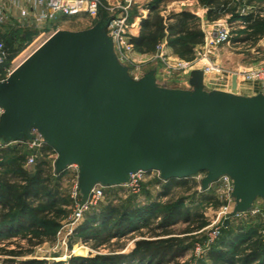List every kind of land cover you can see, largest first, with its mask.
<instances>
[{
	"label": "water",
	"instance_id": "obj_1",
	"mask_svg": "<svg viewBox=\"0 0 264 264\" xmlns=\"http://www.w3.org/2000/svg\"><path fill=\"white\" fill-rule=\"evenodd\" d=\"M189 83L203 89V73ZM155 95L163 91L152 75L133 80L118 62L105 26L86 38L55 35L0 82V137L11 138L0 142L36 131L57 154V175L78 166L83 202L95 185L121 186L138 171L165 181L233 173L250 199L264 198V97L169 108Z\"/></svg>",
	"mask_w": 264,
	"mask_h": 264
},
{
	"label": "rangeland",
	"instance_id": "obj_2",
	"mask_svg": "<svg viewBox=\"0 0 264 264\" xmlns=\"http://www.w3.org/2000/svg\"><path fill=\"white\" fill-rule=\"evenodd\" d=\"M124 1L107 0L95 18L87 15L73 17L56 16L50 21L30 27L24 24H16V21L0 25L1 40H6L12 32L20 31V44H18L20 50L14 57L13 72L55 35L86 38L97 29L103 26L106 27L110 18L122 12L121 8L125 5ZM154 1L156 0H143L142 2L137 0L135 4H132L128 9L130 15L128 24L131 18L138 13L139 16L143 14L149 15V5ZM169 4L193 10L197 8V6L191 5L187 0H163L159 7V12L165 18L171 14L167 12L168 9H165ZM252 5L257 7V13H261L264 16V0H254ZM251 6H241L239 7V12L242 14L253 12L254 10ZM220 21L228 22L231 39L228 44L211 50V57H213L210 60L211 63L219 66L223 72L213 76L205 75L206 79H209V83L211 81L213 84L210 88L197 90L190 85V75L197 69H193V66L189 65L182 67L181 63L184 61L167 50L166 42L163 50L167 59L166 64L155 57V51L149 59L140 60L135 55L138 53L132 48L129 58L134 65L127 64L123 66L127 68L129 76L136 81L152 75L155 79V86L163 91L162 96L155 95L154 98L169 108H174L180 103L192 108L203 102H221L224 98L222 95H232L239 99H247V97L238 96L235 93L233 95L229 87L228 91H223V87L220 86V79L223 76L230 77L233 73L250 71L261 65L264 62V39L259 40L254 45L236 42L233 40L234 38L244 37V35L238 34V31L245 28L243 22L239 19H233L230 14L223 16ZM197 23H199L201 29L200 21L198 20ZM215 28L208 29V32L213 31ZM15 47L17 48L18 46ZM200 53L203 55V52ZM200 58L203 57H198V59ZM97 65L102 66L103 63L97 60ZM240 79L242 80V77ZM243 82L248 83L242 80ZM228 101L230 100L227 99ZM240 101L239 105L245 106V103L242 100ZM243 121L245 122V118H243ZM30 135L34 136L32 133ZM7 137V135H3L0 138L6 141ZM8 138L10 141L11 138ZM23 141L28 140L24 139ZM28 153L25 146L20 147L18 145H12L0 151V164L6 165L9 161V168L0 167V174L6 173L9 169L8 177L11 183H24L22 182V177L13 172V166L10 162L19 154L24 155L26 158ZM54 158L55 156L50 152V149L45 146L38 154L37 159V163L43 161L47 164L49 182L44 181L43 183L48 184L49 189L55 194L57 200L56 209H60L62 212L61 217L56 221L60 223L59 227L48 231V233L52 234L53 240L48 241L45 239L41 245L31 248L32 254H27L26 250L28 251L29 248L27 243L21 240L22 234L16 237L10 235L9 238L0 237V264H6L5 261L14 259L12 256L3 254L5 251L23 253L22 256L15 258L17 259L15 261L19 263L36 259L45 261L47 264H70L69 261L73 258L92 259L101 255L128 254L134 249L135 243L139 240L154 239L157 235L162 236L161 238L164 239L170 238V236H163L166 231H171L174 234L173 237L182 239V245L186 248L176 259L180 264H211L209 254L219 249L228 251L226 243L241 234L255 233L253 239H259L260 244L264 246V198L254 197L250 199L249 193L251 190H244L241 187V181L236 174H224L216 180L210 181L207 173L202 172L187 178L174 179L172 183L167 184L169 180H162L158 172H145L140 175L137 185L106 188L97 205L89 209L79 221L73 222L74 213L77 210L76 203L71 199L75 181L70 171L59 175L55 173L54 163L56 158ZM22 168L30 175L34 172V166H27L25 161L22 163ZM48 172L44 173L43 179L47 177ZM30 201L38 204L46 203L49 199L46 197H35L31 198ZM76 201L78 202V199ZM180 201H182V210L184 212L188 210L190 213V222L179 219L173 222L172 225L162 228L160 224L165 212L170 211ZM152 205H158L160 209L151 212L150 216L152 218L146 225H140L139 229L112 239L104 246L97 247L98 242L94 240L85 242L80 236L75 235L76 228L85 221L88 213H99L107 206L114 207L119 213H123L141 210ZM223 208H227V214L216 221L218 213ZM197 215L200 218L195 217ZM202 220L207 224L205 228L186 233L188 230L192 231V228ZM98 225V223L94 224L95 227ZM215 230L219 231V235L213 238Z\"/></svg>",
	"mask_w": 264,
	"mask_h": 264
},
{
	"label": "trees",
	"instance_id": "obj_3",
	"mask_svg": "<svg viewBox=\"0 0 264 264\" xmlns=\"http://www.w3.org/2000/svg\"><path fill=\"white\" fill-rule=\"evenodd\" d=\"M107 0H101L106 4ZM163 0H156L149 5L150 15L141 22L138 35H130V43L136 53H153L157 45L166 42L173 54L182 61L192 62L195 59V49L204 45V34L197 23L198 19L188 12L171 13L164 18L160 15L159 4ZM202 7L206 8V19L214 22L230 14L233 19H239L245 28L238 31L244 37H236V42L250 43L254 45L264 38V16L256 12L252 3L254 0H196ZM252 5L253 12L242 14L239 7ZM20 31L12 32L8 38L3 40L5 49L10 53L8 61L12 60L20 50ZM19 42V43H18ZM15 46H18L17 48ZM9 63V62H8ZM1 71V70H0ZM47 149H50L46 146ZM1 159V158H0ZM25 161L24 155H17L10 164L13 172L22 177V184L11 183L8 171L0 174V237L9 238L10 235H21V240L27 243L32 254V247L41 245L44 240L52 241V234L48 231L57 229L60 223L56 221L61 217L62 212L56 209L57 200L55 194L49 189V169L43 161L36 163L34 172L30 175L22 168ZM0 167H8L7 164H0ZM47 169V170H46ZM45 179L42 178L46 171ZM172 180H169L170 184ZM168 186V185H167ZM46 197V203L34 204L31 198ZM160 209L158 205L119 213L114 208L107 206L99 213H88L85 221L75 230V235L80 236L85 242L96 241L98 246L108 244L112 239L126 235L146 225L151 220V212ZM195 217H199L198 215ZM200 218V217H199ZM190 222L188 210H182V201L176 203L170 211H166L160 224L166 228L177 220ZM98 223V226L94 224ZM207 224L202 220L191 230L190 233L205 228ZM104 232V233H103ZM103 233V234H102ZM163 236H170L164 239L157 235L154 239H142L135 243L134 249L128 254H114L96 256L92 259L73 258L70 264H180L176 261L186 248L182 245V239L173 237V232L166 231ZM255 233L241 234L230 240L228 251L215 250L209 254L211 264H264V246L259 239H253ZM48 238V239H47ZM22 248V247H21ZM21 250V249H20ZM3 254L12 256L14 259L5 261L6 264H47L41 260H26L16 262L15 258L23 255L15 251H5ZM62 264V263H53Z\"/></svg>",
	"mask_w": 264,
	"mask_h": 264
},
{
	"label": "built area",
	"instance_id": "obj_4",
	"mask_svg": "<svg viewBox=\"0 0 264 264\" xmlns=\"http://www.w3.org/2000/svg\"><path fill=\"white\" fill-rule=\"evenodd\" d=\"M136 2L137 0H125V5L123 8H121L122 12L110 18L105 27L106 35L112 42L116 58L122 65H134V63L129 58V53L132 52L133 48L130 43L129 36L136 35L140 29V25L134 26L132 23L128 24L130 18L128 9ZM103 5L104 4L101 2V0H0V25H6L7 23L16 21V24H24L30 27L50 21L56 16L73 17L78 15H87L95 18ZM145 18V15L140 18L141 22L145 20ZM213 25V27L216 28L208 33L205 37V49L203 51V55L198 53V57H207L212 54V49H216L217 47L230 42L231 35L228 22L219 20L214 22ZM164 44L165 42H161L157 45L155 49V57L166 64L167 59L165 58V54L163 52L165 46ZM9 57L10 53H8V51L5 49L4 43L0 38V82L6 81L13 74L15 58L8 61ZM187 65V63H181L182 67H186ZM197 70L201 71L204 76H213L223 72L219 66L212 63L203 65ZM233 76H236L237 79L242 77V80L248 83L258 84L264 91V62L250 71L233 73L232 77ZM224 77L225 76L222 78ZM2 114L3 110L0 108V117ZM32 134L34 136L28 141L10 142L7 144L0 142V151L5 150L7 147L12 145H18L20 147L25 146L27 148V152H29L25 158V164L27 166H35L37 163L38 154L47 145L45 144L43 138L36 131H33ZM50 152L57 159V154L51 148ZM67 171L71 172L74 178L73 180L75 181L71 199L76 203L77 210L74 213L73 222L79 221L89 209H92L97 205V202L99 199H101L106 188L137 185L138 181L140 180V175L145 173L143 171H138L136 173L129 174L128 182L121 186H102L100 184L95 185L91 189L86 201L83 202L78 189V166L75 164L68 165L64 172ZM77 199L78 202L76 201ZM226 214L227 208H223L218 213L216 221ZM218 235L219 231L215 230L213 233V238H216Z\"/></svg>",
	"mask_w": 264,
	"mask_h": 264
},
{
	"label": "crops",
	"instance_id": "obj_5",
	"mask_svg": "<svg viewBox=\"0 0 264 264\" xmlns=\"http://www.w3.org/2000/svg\"><path fill=\"white\" fill-rule=\"evenodd\" d=\"M142 1L143 0H140V2H142ZM187 2L191 3V5L197 6V8H195L193 10V9H190V8H184V7H181V6H175V5H170L169 4V6H167L165 9L166 10L168 9L167 12H169V13L188 12V13L192 14L193 16H195L200 21L201 31L204 34V45H203L202 48L195 49V59L192 62H185L184 61V63H187L189 66H193V69L194 68L195 69H199L203 65L210 64L211 63L210 60L213 58V57H211V55H209L207 57H204L203 59H198L196 56L198 55V53L204 51V49H205V37L207 36L208 33H210V32H208V29H211L213 27V23L216 22V21H214V22L207 21V19H206L207 10H206V8L202 7L196 0H191V1L187 0ZM161 3L159 4V7H160ZM143 12H144V10H143ZM148 13L150 15L149 11H148ZM165 13H166V11H165ZM144 15L145 14H143L142 16H139V13H138L135 17L131 18L130 23H132L134 26L140 25V28H141V20H140V18H142ZM149 15L148 14L145 15V17L147 16L145 19H147L149 17ZM160 15L163 16L162 14H160ZM163 17L165 18V16H163ZM139 32H140V29L136 33V35H138ZM167 50L170 51L173 54V52H172V50L170 48H167ZM153 53H150V54H139L138 53V54H135V55H137L140 60L144 61V60H147L150 57H152ZM220 82H221L220 86L224 88V89L222 88V90L223 91H228L227 89L229 87V89L231 90V93L233 95L235 93V95L244 96V97H247L248 99L257 98L259 96L260 97H264V91L261 89V87L258 84H255V83H244V82L242 83V80L240 78L237 79L236 89H233L232 88V75L230 77L221 78ZM203 83H204V88H210L213 85L211 83V81L209 83V79L207 80L206 76H204V75H203Z\"/></svg>",
	"mask_w": 264,
	"mask_h": 264
},
{
	"label": "bare ground",
	"instance_id": "obj_6",
	"mask_svg": "<svg viewBox=\"0 0 264 264\" xmlns=\"http://www.w3.org/2000/svg\"><path fill=\"white\" fill-rule=\"evenodd\" d=\"M25 63H26V62H25ZM25 63H23L19 68H17V70H15V73L18 72V71L21 69V67H23V65H24Z\"/></svg>",
	"mask_w": 264,
	"mask_h": 264
}]
</instances>
